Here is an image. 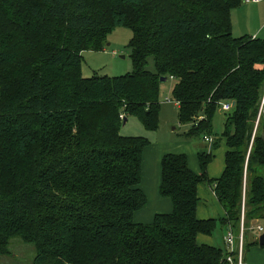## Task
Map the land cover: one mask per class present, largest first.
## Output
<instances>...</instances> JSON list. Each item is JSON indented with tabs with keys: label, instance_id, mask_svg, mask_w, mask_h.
<instances>
[{
	"label": "trees",
	"instance_id": "trees-1",
	"mask_svg": "<svg viewBox=\"0 0 264 264\" xmlns=\"http://www.w3.org/2000/svg\"><path fill=\"white\" fill-rule=\"evenodd\" d=\"M242 2L0 0L1 254L21 237L36 248L33 264H231L227 250L198 242L219 220L197 209L208 182L237 237L243 214L244 239L264 224V38L233 35ZM118 26L132 30L133 71L85 77L82 52L104 50ZM162 77L175 79L187 135L214 139L200 173L186 153L163 155L159 192L173 210L136 222L149 141L121 126L135 116L159 128ZM233 101L218 138L213 118ZM222 140L225 167L211 178Z\"/></svg>",
	"mask_w": 264,
	"mask_h": 264
},
{
	"label": "rangeland",
	"instance_id": "rangeland-1",
	"mask_svg": "<svg viewBox=\"0 0 264 264\" xmlns=\"http://www.w3.org/2000/svg\"><path fill=\"white\" fill-rule=\"evenodd\" d=\"M231 17L233 24L232 32L235 37L256 33L260 38H264V4H246L243 0L240 6L233 9ZM132 36L133 33L129 27L118 26L109 33L108 42L104 50H84L82 52L83 75L85 77H93L95 75L113 77L132 72L133 63L129 47ZM146 68L154 70V58L152 56L149 57ZM174 83V78L161 81L162 106L158 129H147L140 119L135 116H128L127 121L121 126V133L123 135L142 136L149 141V145L143 152V174L140 187L146 189L150 203L144 209L135 213L134 220L136 222L141 221L139 219L140 216H144L143 212L153 210L152 190L154 189V179L159 181V176H161L162 154L167 152L186 153L190 167L197 173H200L199 154L208 152L211 149L210 142L203 136L189 137L187 135L190 125L180 122L179 108L172 99L171 91ZM167 99L170 100L167 101ZM228 112L223 109V105L221 104L213 118V129L218 138H222L224 122ZM225 151V141L222 140L220 145L213 150L214 157L208 168V175L211 178H217L223 173ZM199 194L198 216L202 218L213 217L219 220L213 234L199 235V242L211 241L210 244L227 250L228 246L225 237L228 230H226V226L220 223V217L224 210L214 194L212 185L208 182L201 183ZM258 225L264 224H253L244 239L246 264H264V247L259 244V237L262 233L257 229ZM8 248L10 249V253H0V264H33L37 253L34 244L25 242L21 237H15L11 239Z\"/></svg>",
	"mask_w": 264,
	"mask_h": 264
},
{
	"label": "crops",
	"instance_id": "crops-1",
	"mask_svg": "<svg viewBox=\"0 0 264 264\" xmlns=\"http://www.w3.org/2000/svg\"><path fill=\"white\" fill-rule=\"evenodd\" d=\"M244 2L246 4H264V1H261V2H252V1H246L244 0ZM245 35H249V36H252V37H259L257 36L256 33H254L253 35H250V34H245ZM177 105V107L179 108V104L178 103H175ZM210 150V149H209ZM209 152V151H208ZM165 154V153H164ZM161 155V160H162V157L163 155ZM225 155V154H224ZM211 164V163H210ZM209 164V165H210ZM224 167H225V162H224ZM209 168V167H208ZM224 170V169H223ZM162 172V171H161ZM161 175V174H160ZM160 183H161V176H159V181H157L156 179H154V189L152 190V199H153V203H154V206H153V210L152 211H147V212H143L142 214H144V216H140V219L141 221H138V222H143V223H149V222H152L155 215L157 213H168V212H171L173 210V203L171 201V199H167L166 197H163L160 195V192H159V188H160ZM200 186V185H199ZM143 189V188H142ZM144 192L146 193V195L148 194L146 189H143ZM198 193H199V188H198ZM215 194V193H214ZM200 195V194H199ZM216 196V195H215ZM148 197V195H147ZM218 199V198H217ZM150 203V200H149V197H148V202L147 204ZM223 207V206H222ZM144 209V208H142ZM141 210V209H140ZM138 210V211H140ZM224 210V208H223ZM137 211V212H138ZM136 212V213H137ZM141 214V215H142ZM197 215H198V209H197ZM225 216V210L223 211V214L222 216L220 217V219L224 218ZM199 217V216H198ZM199 218H202V217H199ZM202 219H206V218H202ZM217 219V218H215ZM258 221H254V224H256ZM226 230H229V227H226ZM201 235V234H199ZM199 235L197 237V240L199 242ZM202 243L204 244H210L211 241H201ZM199 242V243H201ZM209 242V243H207ZM210 245H213V244H210Z\"/></svg>",
	"mask_w": 264,
	"mask_h": 264
},
{
	"label": "built area",
	"instance_id": "built-area-1",
	"mask_svg": "<svg viewBox=\"0 0 264 264\" xmlns=\"http://www.w3.org/2000/svg\"><path fill=\"white\" fill-rule=\"evenodd\" d=\"M246 1H252V2H261L264 0H246ZM170 99H167V101H169ZM263 103H264V99H263ZM232 103L231 102H226L223 104V109H225L226 111H229L232 108ZM122 117L124 115H121ZM205 139L207 141H209L210 143L213 142V137L212 136H206ZM244 214L242 217V229H241V233L240 236L237 237L236 234L233 232V230L231 228H229L227 235L225 237V241L226 244L228 246L227 248V260L231 263V264H235L234 263V259H233V253L234 252H238V264H243V256H244ZM257 229L259 230V232L263 233L264 232V225H258Z\"/></svg>",
	"mask_w": 264,
	"mask_h": 264
},
{
	"label": "water",
	"instance_id": "water-1",
	"mask_svg": "<svg viewBox=\"0 0 264 264\" xmlns=\"http://www.w3.org/2000/svg\"><path fill=\"white\" fill-rule=\"evenodd\" d=\"M165 80H167V77H162L161 78V81H165ZM235 104H236V101H233L232 102V105L233 106H235ZM127 121V118L125 119V121L124 122H126ZM263 135H264V132H263ZM259 244L261 245V246H264V232L260 235V237H259Z\"/></svg>",
	"mask_w": 264,
	"mask_h": 264
}]
</instances>
